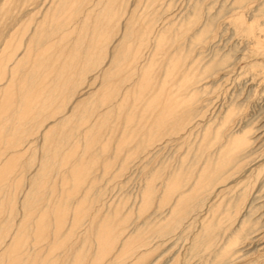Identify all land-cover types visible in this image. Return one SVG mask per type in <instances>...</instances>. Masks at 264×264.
I'll list each match as a JSON object with an SVG mask.
<instances>
[{
	"label": "bare ground",
	"instance_id": "obj_1",
	"mask_svg": "<svg viewBox=\"0 0 264 264\" xmlns=\"http://www.w3.org/2000/svg\"><path fill=\"white\" fill-rule=\"evenodd\" d=\"M0 1V12H2L14 0ZM29 1L31 0H23V5L28 4ZM87 1L44 0L43 10L40 7L35 14L29 15L26 21L23 18L18 19L15 23L18 27L11 30L10 36L3 40L0 47V98L6 96V100L0 106V122L9 124L0 126L3 128L0 132V144L5 145L0 147V193L3 191V184L4 187L10 186V179L6 180L5 177L14 167L16 157L33 149H39V151L42 149L47 160L43 161V157L39 160L43 162L37 165L38 171L30 181V186L28 190L26 189L20 203L24 210L22 216L25 219L36 211L39 203H42L43 191L47 188L48 181L45 178L48 176L47 170L50 167L47 163L50 160L58 166L57 169L62 168L63 165L70 173L84 176L87 168L83 160L84 154L96 148L101 134L105 131L108 133L105 134L109 136L111 132L118 130L120 133L118 148L116 146L118 152L135 138H138L136 146H142L144 149L152 147L155 150L154 165L146 173L137 212L134 211L136 214L134 218L141 222L133 226L134 228L128 232L129 236L122 241L118 250L120 253L126 250L122 258L127 259L136 250L135 248L140 249L142 246L151 245L150 249L145 247V251L139 253L140 258L137 256L138 262H141L164 243L173 239L174 243L186 237V241L188 239L190 242L187 244L182 261L188 262L192 258H201L204 261L203 264H231L242 257L241 253L244 252L242 248L256 243L262 244L260 241L264 237V219L262 220L264 202H257L264 197L261 195L264 179L259 189H255L259 176L264 172V163L256 164L262 156L264 157L263 150L261 152L264 146V141L261 139L263 137L261 127L254 128L251 124H245L241 130H235L237 122L241 121L238 119L244 105L234 100L225 107L224 111L219 112L220 116L218 115L217 118L197 121L202 110H204L203 116L205 115L207 104L213 105L218 98V95L212 96V94L220 86L217 87L218 84L214 82V85L217 84L216 89L212 85L197 87V83L203 78L195 81L191 74L204 59L198 60L201 55L192 59L185 68L182 63L179 64L180 60H185L192 53V47L188 50L184 49L186 54L183 53L184 56H180V60H177L174 55L170 56L160 77L153 75L152 71L157 63L156 55L163 50L162 44L166 41L164 32L167 30L163 29L162 23L165 27L167 22L162 21L160 23L162 28L157 30L159 14L155 16L154 12L148 14V11L145 12L146 14H139L137 8L144 0H135L137 3H134L135 6L132 5L134 8L131 9L128 6L129 0H89V5L86 7ZM157 1L147 0L148 6H153ZM202 1H193L191 13L183 19L185 25L192 26L199 21ZM243 1L245 0H235V3L240 4ZM84 3L86 8L81 10L80 7ZM153 8L152 10L155 11V5ZM68 12L70 16L63 18V14ZM36 14L39 16L34 19L33 16ZM80 14L82 16H79ZM125 14L129 16L109 56V43L113 42L121 26L119 22ZM260 14H264V6ZM76 16L77 19H74ZM159 18L161 19V16ZM209 20L201 29L194 31L195 34L190 39L192 44L204 45L211 39L217 19L213 17ZM30 21L32 27H29ZM25 23L28 25L23 29ZM234 24L242 28L244 25L239 18ZM245 25V32L249 36H253L255 27L258 29L260 26L253 23ZM172 26L174 25L167 26L169 31V27L172 28ZM177 27L171 29L176 38L179 37L177 32L180 30ZM240 32L243 31L240 30ZM167 39L170 38L167 37ZM149 42L154 44L153 49L150 48L151 52L139 61L140 54L143 53H140L141 47ZM256 43L252 49L253 54L264 58V43L258 40ZM218 55L215 53L205 64L202 63L204 68L198 71L207 78L216 68L218 72L228 73L230 67L235 65L233 63L235 61L231 60L232 54L228 53L222 57ZM106 60H108L107 63ZM252 66L257 67V65ZM93 73H95L91 77L93 83L99 80L97 89L88 97L85 96L86 98L79 97L71 107L67 108L77 91L75 86L80 87L85 83L88 75ZM37 78H43V82L52 80L50 88L54 94L48 95L45 92L42 99V93L41 96L34 93L37 85L35 86L33 80ZM16 84L17 88L14 92L6 95ZM146 91H152L148 100L144 98ZM209 94L212 98L202 102L201 98L208 97ZM180 96L184 98L179 99ZM198 102H201L199 104L201 106H198ZM139 106L144 108L143 113L138 110ZM151 108L152 118L146 116ZM119 115L122 116L120 120ZM46 122L49 124L44 126ZM70 122L73 123L69 126L71 129L63 130L62 127ZM107 123L109 126L104 127L108 125ZM75 134L76 138L71 140L70 137ZM47 189L48 195L53 196L54 203L49 209L37 210V214L41 218L53 215L55 219L53 225L49 227V224L40 218L34 230L33 244L30 245L31 247L28 244L27 254L32 250L35 253L36 248L40 247L46 237V239L51 237L49 245L46 243L48 249L63 246V243H59L60 236H57L60 238L58 240L55 236L66 225L67 212L71 207L68 203L71 195L68 192H64L63 195L62 189H59V192L54 188ZM5 190L7 191V188ZM97 194L85 197L87 200L89 198L87 204L78 201V204L73 206L74 211L72 218H69L71 222L67 232L65 229L67 234L68 232L74 234V231L81 227L83 220L89 216L88 212L91 211L98 197ZM11 200L14 201L15 196ZM12 203L10 200H1L0 209L6 210L8 207L9 214L16 210L20 211L16 209L17 205L14 204L16 206L14 208ZM119 205L100 217L98 213L93 212L95 215L93 214L91 224L83 230L84 235L83 231L81 233L84 237L83 246L80 249L83 250L86 247L90 250L92 246L95 247L94 257H91L93 259H88L91 260L90 264H113L118 257L116 255L111 262H109L111 259L108 260L110 254H113L115 244H118V238L122 235L121 230L125 227L124 232H126L135 220L131 211L122 213L120 209L122 207ZM7 220L6 218L4 223H7ZM11 223L13 224V221ZM29 225L26 229L31 226ZM22 236L16 231L13 232L10 241L6 242L2 248L0 264L27 262L25 258L18 259L16 254L25 244ZM131 237L138 238L140 243L131 244ZM88 253L89 251L87 255ZM120 253L117 254L121 255ZM179 257L173 256V259L166 263L179 264L181 263ZM35 258H31L30 264H37L35 262L37 258ZM82 258L80 260L76 258L79 262L75 263L79 264L81 260H84ZM126 259L125 261H128Z\"/></svg>",
	"mask_w": 264,
	"mask_h": 264
},
{
	"label": "rangeland",
	"instance_id": "obj_2",
	"mask_svg": "<svg viewBox=\"0 0 264 264\" xmlns=\"http://www.w3.org/2000/svg\"><path fill=\"white\" fill-rule=\"evenodd\" d=\"M43 1L44 0H31L28 2V4L23 5V0H14L11 4H9L8 6L5 7L4 11L0 12V47L2 46L4 38H8L10 36V33L13 31V29H16L15 27H18V25H15V23L18 19H20V18H23L24 20L27 19L29 17V15L35 14V12H37L40 9V7L43 10ZM193 1L194 0H158L154 4L155 5V11H153L152 8L154 7V5L148 6L147 0H144V1H141L140 7L137 8V11L141 15H143L147 11H148L147 12L148 14L154 12L153 14L155 16L157 14H159L161 16V19L159 18L160 16L157 15L159 20H158V24H157L156 29L159 30L163 27V29L165 28V30H167V32L166 31L164 32L166 41H164L162 44L163 50L159 52V55L158 54L156 55L157 63H156L155 68L152 71L153 75L155 77H157L159 75L158 77H160V75H161L160 73H163V70H165L164 69V68H166L165 65H167L166 62L169 61L170 56L174 55L177 58V60H180V56H184L183 53L186 54L184 49L188 50V48L192 47V49H191L192 53L190 55H188V57H186L185 60H180L179 64L182 63V66L185 68V66L187 67L189 65V63L192 59H195V57L198 58V56L201 55L198 60H201L202 58H204V59L199 62V64H198L199 67L196 66L195 69L196 68L197 69L196 70L194 69V71H192L193 73L191 74V76L194 77L195 81H198V79L203 78L199 83H197V87H201L202 85L203 86H205V85L211 86L212 85V87L216 89L218 86H220V87H218L219 89L217 88V91L214 94H212V96L218 95V98L216 100L214 98L215 102L213 105H212V103H211V105L207 104V107H206L207 111H206L205 115L203 116L202 111L204 112V110H202L200 113V116L197 118V121H203V120L206 121L210 118H212V119L217 118L218 115L220 116L219 112L224 111L225 107H227L230 104V102L232 100H234V102L236 101V103H238V104L243 103V105H244L243 111L241 112L240 118L238 119V121H240V119H241V121L237 122L238 125H236L235 130H241L245 124H251L254 128L255 127L256 128L261 127V130H262L261 135L263 136L261 139H262V141H264V58H263V56H260V55L258 56L255 53L253 54V52H252V49L256 46L255 44H257L256 40L260 41L261 43H264V14H262V15L260 14V10L264 6L263 5L264 0H245L240 4L235 3V0H203L202 1V10H201L200 15H199V21L197 23H194L192 26H189V25L187 26V24L185 25V21L183 19L185 16H187L191 13V11H192L191 7L193 4ZM89 2H90L89 0L87 1V3L85 2L87 5L85 3L82 4V6L80 7L81 10L85 9L89 5L88 4ZM0 3H1V1H0ZM128 3H129L128 4L129 8L131 9V8H134V6L137 2L135 0H129ZM85 5H86V7H85ZM132 5H134V6H132ZM141 5L142 6L144 5V7H141ZM155 12H157V13H155ZM259 14L261 15V17H259L260 16ZM63 15H64V16H62L63 18H67L68 16H70V12L63 14ZM38 16L39 15L36 14L33 16V18L34 19L38 18ZM79 16H82V14H80ZM128 16L129 15L125 14L122 17L121 22H119V25H121V26H120L119 30L117 31L113 42L109 43V50H110L109 56L111 55V53H112V51L116 45V41L121 36V33L123 31V27H124V23H126V18H128ZM208 16H210V17H208ZM213 17H215L217 20H216L215 26L213 28L211 39L207 43H204V45L202 43L192 44V42L190 40V39H192L191 38L192 35L195 34L196 30L201 29L205 25V23H208V21H210L209 19H211ZM207 18H208V20H207ZM234 18H235V20H234ZM238 18L241 19L242 22L244 23L243 28H242V26H237V25L235 26L234 23H235L236 19H238ZM74 19H77V16ZM162 21L164 23L167 22V23H165L166 24L165 27H164V24L162 23ZM160 23H162V25H163L162 27L160 26ZM177 23L179 26L176 25ZM252 23L255 25L260 24V26L258 27V29L255 27L254 32L256 33V35L254 33V34H252L253 36H249L245 32V28H246L245 24L248 25V24H252ZM24 25L25 26L23 27V29H25L28 24L25 23ZM29 25H31V21H30ZM158 25L160 27H158ZM171 25H174V26H172V28H175L177 26L179 27L180 30L177 32V37L179 35L178 38H176V36L173 35L175 33L172 32L171 27H169L170 31L172 32V33H170L167 26H171ZM29 27H32V25ZM178 27H177V29H178ZM240 30H242L243 32H240ZM182 35H183V37H182ZM173 36H175L174 38L176 41L174 40ZM167 37H169L170 39H167ZM180 38H182V39H180ZM171 39H172V41H171ZM179 39H180V41H179ZM153 40H151V42H153ZM168 40H170L171 42ZM151 42L147 43V45H149V47L147 45H144L143 47H141L140 53H142V52L143 53L140 54L139 61L143 60L146 57V55L149 54L148 52H151V50L153 49L154 44H152ZM181 43L183 46L181 45ZM205 44H206V46H205ZM179 45L182 47H180ZM192 45H195V46H192ZM147 47L149 48V50ZM176 47H178V48L176 49ZM150 48H152V49H150ZM146 52H147V54H146ZM177 52H179V53H177ZM180 52L182 53V55ZM215 53L219 54L218 56H220V57H222L228 53H231L232 54L231 60L235 61V62H233L235 65H232V67H230V70H228L229 71L228 73H224L222 71L218 72L216 70L218 68H216L212 74L213 76L211 75L207 78L206 75L201 74L200 71L203 70V68H204L203 64H205L210 58H212ZM107 62H108V60H106V63ZM200 63L201 64L203 63L202 64L203 67L201 66ZM251 64L257 65V67L254 68ZM104 65H106V64L104 63ZM198 70H200V71H198ZM94 74L95 73L88 75V77L85 80V83H83L80 87H79V85L75 86V91L76 90L77 91H76L74 97L72 98V100L69 102L67 108L71 107L74 104V101L76 99H78L79 97L86 98L89 96V94L92 91L97 89L99 80L96 81L95 84L93 83L91 77H93ZM134 78H132V80ZM33 82H34L35 86L37 85L36 88H34V93H38L40 96L42 93V96H41L42 99H43V93H45V92L48 95L54 94V92L50 88L52 85V80H47V81L43 82V78H37V79H34ZM214 82H216L218 85L216 83L214 85L213 84ZM216 85H217V87H216ZM16 88H17V84L15 86H13L12 88H10L9 92L6 93V95L11 94L12 91L14 92V90ZM211 90H213V89H211ZM146 92L147 93L145 94L144 98H145V100H148L152 95V91L151 92L146 91ZM209 96H211V95L209 94ZM209 96L208 97L207 96L202 97L201 101L202 100L206 101L208 98H212V96L211 97H209ZM178 98L183 99L184 96H180ZM5 100H6V96H2L0 98V106H1V104H3V102H5ZM199 104H201V102H198V106H201ZM202 104L204 105L205 102ZM208 107H209V110H208ZM143 109L144 108L142 106H139L138 110L142 111V113H143L144 112ZM151 110H152V108L150 109L149 113L147 112L148 115L145 113L146 116H149V117L152 116V115H150L152 112ZM44 114H45V112H44ZM0 115H1V111H0ZM41 115L43 117V113ZM41 115H40V117H41ZM120 115H119V118L117 116V118L119 120H120V118H122V116H120ZM48 122H46L44 124V126L48 125L49 124ZM2 124L7 126V124H9V123L0 122V126H2ZM71 124H73V123L70 122V123L66 124L65 126L67 128L64 126V127H62L63 130H70L71 128H69V126H72ZM128 124H129V122H128ZM132 125H131V127H132ZM44 126H43V128H44ZM106 126H109V124L105 125L104 127H106ZM2 130H3V128H0V132H2ZM105 133L108 134L107 131H105ZM105 133H103L105 136L103 134H101L102 136H101L100 140L98 141V143L96 144V148H93L91 151L85 153L83 156L84 163L87 165L86 173H84V176L83 175H75V174L70 173L68 171V168L66 166L64 168L63 165H62V168L60 167L59 169H57L58 166L52 160H50L47 163L48 166H50L49 169L47 170L48 171V176H47L48 178L47 177L45 178V180H48L46 183L47 188H54L58 192H59V189H62L63 195L66 192H68L69 195H71L69 197V201H68V203H70V205H71V207H70L71 209L69 208V210L67 212L66 225H65L64 229L61 230L60 233H58L55 236V237L60 236L61 239L57 237V240L60 239L59 241H61V242H59V243H61V244L63 243L62 244L63 246H61L60 248L57 247L59 250L55 247H54V249H52L51 246H50L51 249L49 248L50 249L49 250L48 249V245H49L48 243H50L51 237H49L48 239H46L47 238L46 237L45 238L46 240L44 239V241L41 242L40 247L38 246L39 248H36L37 251L35 253L33 252V250L31 251V253H28V254L26 253V250L29 249L28 244H29V247H31L30 245L33 244L32 242L34 240L33 238H34V234H35L34 230H35V227L38 226L37 224L41 218V217H38L37 212L40 211L41 208H43L44 210L49 209L52 206V203H54V201H53L54 198H53V196L50 197V195H48L49 192H48V189L46 188L45 189L46 191L45 190L43 191L42 203L41 204L39 203L36 211H33L32 215H30V216L28 215L24 219V217L22 216L24 210L20 206L21 200L23 198L24 193L26 192V189L28 190V188H29L28 186H30V181L32 180V178L35 176V174L38 171L39 167L37 165L39 163L41 164L44 160L46 161L47 158H45L46 155H44V152L41 151L42 149H40V151H39V149H33L32 151L30 150L27 153L16 157L14 167L12 169H10V171H8L7 176L5 177L6 180L10 179L9 180V181H11V182H9L10 186L4 187L5 185L4 184L2 185L3 191L0 193V199L4 200V201L10 200L11 203L13 202L12 203L13 206H14V204L17 205V207L14 206V208L16 207V209H20V211H22V212L16 210L13 213L10 212V214H9V213H7L8 207H6V210H4L2 208L0 209V210H2V211H0V223L2 224V225L0 224L1 225L0 229L5 224L4 227H2V229L0 230V253L2 251V248L4 247V244L6 242L10 241L11 235H13V232L16 231L17 234L23 235L22 236L23 242L25 243L23 246H21L20 249H18V252L16 253V254H18L17 258L20 260L25 258L27 261L25 264H30L32 257H34V258L36 257L39 260L38 261L35 258L36 259L35 262L37 264H38V262H39V264L40 263L41 264H47V263L48 264H50V263L51 264H76L75 262H79L78 260H80L83 257V254L85 255L82 258L84 260H81V262L79 264H82V263L83 264H87V263L90 264L91 260H88V259L89 258L93 259L91 257H94L95 253H93V252L95 251V247L92 246L90 248V250L87 249L86 247H84V249L86 248L85 251H84V249L82 250L80 248L83 246L82 245V243H83L82 239L84 237L81 235V233L86 227L88 228L89 225L91 224V219H93L92 217H94L93 214L98 213V217H100V215H103L106 212L108 213V212L112 211V209H114L115 206L120 204L121 206L119 205V207H122V208H120L122 210V213H126V212L131 211V213L134 214L133 219L136 218L135 212H137L136 209H137L138 202H139L138 200L140 199L139 197H140L141 188L143 187V180L146 176V173L148 171H150L153 167L152 165H154L153 155L155 153V150H153L152 147H150L149 149H144V147H142V146H136L137 145L136 143L138 142V138H135L126 147H123L124 149H122L120 152H118L116 150V146L118 145V141H119V136H120L119 131L117 130V131H114L113 133L111 132L110 133L111 135H109L110 137L112 136L111 138L109 136H107ZM76 136H77L76 134L74 136H71L70 137L71 140L72 139L74 140L76 138ZM143 144H145V143H143ZM3 145L4 144H0V147H3ZM117 148H118V146H117ZM262 148H261V152L263 150V153H264V146ZM66 149H64V150H66ZM151 150L153 152H151ZM33 152H35V153H33ZM42 157H43V161L40 162L39 160H42ZM262 157L260 158L259 161H257V163H256L257 165L260 164L261 162L264 163V157L263 158ZM48 159H50V158H48ZM67 159H68V157H67ZM32 162H34V163H32ZM259 177L260 178H259L258 182L256 183V187H255L256 190L259 189V186H261V182L264 179V172ZM13 181H14V183H13ZM6 188H7V191L5 190ZM4 191L7 192L6 195H5ZM96 194L98 195V197L93 204V207H92L93 210L91 209V211L88 212L89 216L83 220L81 227L76 229L74 231V234H73V232H70V233L68 232V234H67L66 232L69 228V225L71 222L70 219L72 218V213L74 211L75 205L78 204V201H79V203L83 202V203L87 204L89 198L87 200V198H85V197H89V196L91 197V196H94ZM261 195H264V189L261 190ZM13 196H15L14 201L11 200V198H13ZM125 201H126V204H125ZM257 202L258 203L264 202V197L259 199ZM45 204L46 205L48 204V205L46 206ZM122 204H123V206H122ZM124 205H125V207H124ZM14 213H15V215H14ZM16 214H17V217H16ZM134 216H135V218H134ZM6 218L8 219L7 223H4V222H6ZM54 219H55V217L53 215H48L46 217L41 218V220H43V222H47L49 224V227H51L53 225ZM263 219L264 218H262V220ZM15 220H17V221L15 222ZM12 221H13V224L11 223ZM50 221L52 224L50 223ZM140 222H141V220L135 219L131 223V225H129L130 227L127 228L126 232H124L125 227L121 230L122 235L117 240L118 244L117 243L115 244V247L113 249V254L111 253L109 258H108V260L111 259V260H109V262H111L115 258V256L117 255L118 256L116 259L117 262L115 261V262H113V264H129V263L130 264L131 263L132 264H167L166 262H169L170 259H173V256L174 257L180 256L179 258L181 259V263H179V264H203L204 263V261L201 258H192L188 262L182 261V260H184L187 244H189V242H190L188 239L186 241V237H184L185 240H183L184 238H182V240L180 238L179 240H177V242H174V243H173L174 239L172 241L167 242L166 244L164 243V245L160 246L158 250L150 253L151 256L148 255L147 256L148 258H146V260L144 259L141 262H138V258H140L139 253L141 254V251L142 252L145 251V249L148 247L150 249L151 245L142 246L141 247L142 249L141 248L140 249L135 248L136 249L135 251H137L136 252L137 254L135 253V251H133L129 255V257L127 256L128 257L127 259L125 258L128 261H125V259L122 258L123 257L122 255L125 256L126 250H124V252L122 251L121 253L118 252V250L120 248L122 241H124V239H126V237L129 236L128 232L131 231V228L133 229L134 228L133 226L140 224ZM47 223H46V225L48 226ZM9 224L12 225L10 227V229H9V226H10ZM28 225L30 227L28 229H26ZM12 229H15V230H12ZM65 229H66V232H65ZM6 233H8V234H6ZM61 233H63V234H61ZM71 233H72V236H71ZM63 235H65V236H63ZM83 235H84V231H83ZM61 236H63V237H61ZM3 237H5V238L3 239ZM171 242L173 243V245ZM260 242L262 244L256 243V244L250 245L247 248H242L244 250V252L241 253L243 258L242 257H241L242 259L239 258L240 260L236 259L237 262H235L236 260H234L233 262H231V264H264V237ZM46 243L48 245H46ZM130 243L138 245L140 243V240L136 237H131ZM175 243H177V245ZM174 244L176 246H174ZM45 246L47 247V249ZM44 247L46 250L44 249ZM76 248L80 249V250H77ZM87 250L89 251L88 255H87V252H88ZM77 251H78V253H77ZM23 252H24V254H22ZM116 252L118 254L120 253L121 255H118ZM114 253H115V255H114ZM90 254H92L93 256ZM132 254H134V255H132ZM137 256H138V258H137ZM53 257H54V259H53ZM76 258H78V260H76ZM134 258H136V259H134ZM40 260H41V262H40ZM50 260H53V262H49ZM108 260H107V262H108ZM121 260H122V262H121ZM118 261H120V262H118ZM109 264H112V263H109Z\"/></svg>",
	"mask_w": 264,
	"mask_h": 264
}]
</instances>
